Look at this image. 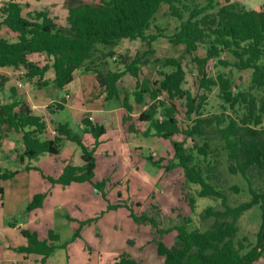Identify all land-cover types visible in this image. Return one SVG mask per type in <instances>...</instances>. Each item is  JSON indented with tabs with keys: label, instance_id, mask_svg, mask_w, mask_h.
<instances>
[{
	"label": "trees",
	"instance_id": "trees-1",
	"mask_svg": "<svg viewBox=\"0 0 264 264\" xmlns=\"http://www.w3.org/2000/svg\"><path fill=\"white\" fill-rule=\"evenodd\" d=\"M162 4L167 5L169 15L179 21L169 42L183 46L191 55L202 94L192 95L183 89L185 71L176 59H166L163 65L171 70L160 72V78L152 82L141 78V66L146 61L139 56L130 59L119 56L122 68L114 71L102 72L94 64L98 45L114 47L124 39L140 40L151 47L161 32L148 34V29ZM21 12V6L14 1L0 7V26L15 36L13 40L0 36V68H24L25 78L29 81L37 79V87L48 84L42 79L52 69V82L60 90L71 83L76 70L92 72L97 83L104 88V100H117L126 111L124 122L132 120L130 95L138 105L144 104L147 96L151 102L145 104L136 122L148 125L143 136L169 140L172 157L166 165L164 159L155 160L150 155L146 159L166 172L181 169L185 182L198 186V198L220 201L219 208L209 206L201 214L202 219H213L207 229L188 230V219L172 229L176 231L174 246L168 248L161 241L157 243L156 253L163 257V264H254L264 248V4L248 10L237 0H204L203 3L199 0H98L97 3L69 5L64 23L58 22V17L50 16L47 11L35 12L28 18ZM200 47L205 48L203 57L197 54ZM31 55L43 57L44 63L40 66L30 60ZM114 55L108 53V57L114 58ZM223 55H229L230 59ZM210 60H216L223 68L239 72L250 70L248 88L235 86L233 78L225 73H218L215 78L208 76L206 67ZM124 75L135 81L131 94L123 93L118 87ZM214 87L218 88L221 111L206 115L203 107L207 94ZM161 95L164 100L159 99ZM180 100L184 102L185 115L190 119V123L183 127L179 126L176 116V103ZM81 124L79 132H74L68 123H54L55 134L50 132L51 137H48L46 121L34 115L26 102L16 99L0 105V141L7 132L20 134L23 144L20 162L26 160L29 163L42 155H58L64 142L71 141L80 147L83 165L67 164L57 178L47 180L61 186L88 183L105 197V180L94 181L95 151L105 129L102 125L92 124L87 117L81 120ZM129 129L133 131L132 127ZM84 134L94 139L90 146L83 142ZM188 141L189 148L186 147ZM214 141H219L220 147H213ZM219 150L223 153L226 172L240 175L246 181L249 200L230 205L227 195L229 191L238 193L239 187L225 185ZM25 169L32 167L25 166ZM16 174V171L0 168V182L12 179ZM3 193L0 187V198ZM44 198L45 194L34 195L26 210L40 207ZM188 202L193 209L194 198L190 197ZM254 206L260 210L261 224L256 245L245 251L247 239L236 240L238 222ZM119 207L118 204H108L106 209ZM130 216L135 222L158 227L155 218L144 213L137 216L130 211ZM157 231L159 234L168 232ZM20 234L27 240V245L13 250L19 254L40 256L39 264H46L49 256L59 248L56 245L59 235L53 230H49L44 239L25 229H21ZM74 236H79V229ZM107 264L140 263L128 254H121Z\"/></svg>",
	"mask_w": 264,
	"mask_h": 264
},
{
	"label": "rangeland",
	"instance_id": "rangeland-1",
	"mask_svg": "<svg viewBox=\"0 0 264 264\" xmlns=\"http://www.w3.org/2000/svg\"><path fill=\"white\" fill-rule=\"evenodd\" d=\"M30 1H32L35 9H37L36 7L47 9L46 7L49 6L48 1L52 4H58L60 8L53 9V12L58 14V22L60 23H64V18L61 15L69 5L98 2V0ZM199 1L203 3L204 0ZM237 1L244 7H247L248 4L256 9L264 2V0ZM25 2L27 1L22 2L24 10L27 8ZM0 4L2 5L3 1ZM18 4L21 6L20 2ZM178 25L179 21L169 15L168 6L162 4L148 29V34H158V30L161 32L151 47L140 40L129 41L124 39L114 47H101L98 45V51L93 58L94 64H97V69L102 72L114 71L122 68L119 64V56H127L129 59L139 56L140 59L146 61V64L141 66V78L152 82L160 78V72L171 70L170 67L163 65L166 59H176L185 71L183 89L189 91L192 95L202 94L203 91L197 85V70L196 65L191 61V55L185 51L183 46H174L169 42V38L174 34ZM109 52L115 54L114 58L108 57ZM146 52L149 53L144 55ZM197 54L203 57L205 48L200 47ZM223 57L230 59L229 55H223ZM104 62H106V65ZM206 73L213 78L218 73H225L233 78L235 86L239 88H248L250 83V70L239 72L231 68H223L217 65L216 60L208 62ZM94 77V73L84 72L81 69L76 72V81L69 90H60L50 83L44 91L46 96L58 100L62 104L63 98L68 93L70 96L68 102L74 104L77 108L84 104L87 107L92 105L103 107L105 110H123L119 101H105V92L99 95L101 86L98 83H96L95 88L88 87L86 92L76 91L79 82L82 84L83 81ZM134 86L132 79L125 77L121 81L120 90L123 93L131 94L135 88ZM254 93L261 95L259 91H254ZM92 95H96V98L90 101ZM159 99L164 100L165 98L161 95ZM129 101L134 105L135 115L141 111L145 104L151 102L146 96L144 104L138 105L131 95ZM176 105L178 108L177 120L179 126L183 127L185 124L190 123V119L185 115L184 102L180 100ZM220 106L221 100L218 97V88L214 87L207 94L203 113L206 115L219 113L221 111ZM79 116L80 114L75 110H71L68 105L63 111L51 113L48 116V122H66L74 132H79ZM125 123L131 124L128 120ZM115 137L116 134L111 130L106 133V140L100 145L95 158L98 165L96 177L98 180H105L103 189L105 197L90 184L54 185L43 178L40 173L34 171L29 176L28 174L22 175L18 179L19 183L25 182L27 184L28 191L25 195H29V199L26 200L25 198L22 203V200H19L15 208L17 210L9 217V214L5 215L0 207V229L4 227L7 229V222H9L11 225H18L21 229L36 232L39 239L46 238L48 231L53 230L54 233L59 235V241L56 243L59 248L49 256L47 264H107L121 254L130 255L140 264H163V257H159L156 253L157 243L161 241L168 248L174 246L176 231L172 230L173 228L183 225L188 219H190V223L187 225L188 230L199 229L203 231L210 226L213 219H202L201 214L209 206L219 208L220 201L211 198H198L196 195L198 186L186 183L181 169L166 172L163 168L154 166L152 161L147 160L145 156L142 158L140 152L134 154L132 169L125 166L120 160L119 140ZM87 138L92 139L90 136ZM139 139L145 144L146 148L143 151L147 152L150 149L148 154L155 160L164 158V165L170 161L171 157L169 156L172 155L170 154L171 144L169 140L140 136ZM220 145L219 141L212 142L213 147H220ZM186 147H190L189 141ZM105 151L109 153V158L105 157ZM219 152V158L222 160L221 174L222 179L226 182L225 185L227 187L230 185L239 187L238 193L229 191L227 197L230 205L249 200L250 196L246 181L240 175H229L226 172L223 153L221 150ZM111 164L115 165L114 169L109 167ZM39 194H45L42 205L32 211H27L26 208L32 201L33 196ZM190 197L195 200L193 209L189 206L188 200ZM108 204H118L121 207L108 211L106 209ZM130 211H133L137 216L144 213L154 217L158 227L155 228L150 223L135 222L130 216ZM260 224L261 216L258 206L252 207L240 218L236 240L247 239L245 251L256 245ZM10 227L12 228V226ZM78 229L79 236L75 237L74 235ZM159 229L168 232L159 234L157 231ZM13 232L9 231L8 242L17 247L26 246L27 241L16 231ZM16 255L18 254H8L2 262H11ZM31 258L33 257L31 256L23 261L22 256H20L19 259L22 264H35L34 259ZM254 264H264V248L261 257Z\"/></svg>",
	"mask_w": 264,
	"mask_h": 264
},
{
	"label": "crops",
	"instance_id": "crops-1",
	"mask_svg": "<svg viewBox=\"0 0 264 264\" xmlns=\"http://www.w3.org/2000/svg\"><path fill=\"white\" fill-rule=\"evenodd\" d=\"M2 1H3V4L6 2H10V1H14L17 3L20 2L21 9H22L21 13H22V16L25 18H28L29 16L33 15L35 12H39V11H47L50 14V16L57 17L58 14L54 13L53 9L57 10L60 8L58 4H52L49 1H48L49 6L46 7L47 9H43L45 7H36L37 9H35V7L32 4V1L30 0H0V3ZM24 1H27L25 2L26 7H27L25 10L23 9V6H22V2ZM263 4L264 2H262L260 6ZM2 5L0 4V6ZM245 8L248 10L256 9L255 7L250 6L248 4H247V7ZM65 13H66V10L61 16L64 17ZM5 34L6 36H4ZM0 36L8 37L12 40L15 39V36L12 33H10L3 25L0 26ZM29 59L34 62H37L40 66L44 63L43 62L44 58L40 57L39 55H31ZM77 71L78 70L74 72L73 80L71 81V83L67 84L63 89L69 90V88L75 83ZM125 77H129L130 79H132L135 85V81L133 78H131L129 75H124L118 82L119 88H120L122 79ZM53 78H54V72L52 69H49L45 73L42 79V82L45 81V82H48V84L46 86L37 87L36 85L37 79H32L31 81H29L28 79L25 78L24 68L22 67L18 69H14L10 67L0 68V85H2L0 87V105L9 104L15 101L16 99L23 100L31 107L34 115L40 116L46 121L47 128H48V132H47L48 137H51L50 132L54 128L53 121H50V123L48 122V119H49L48 116L51 113H54L55 111H63L69 105V108L71 110L73 111L75 110L76 112L80 114V116L78 117L79 118L78 130L82 128L81 120L86 117L91 121L92 124L102 125L104 127L105 133L100 138V145L105 142L106 133L109 130H111V132L116 134L115 138H118L119 140L118 145H119V152H120V160H122L125 166H129L131 169L133 168L132 160L136 152H140V155L142 156V158H144V156L146 158L147 156H149L148 151H150V149L147 152H144L143 149L146 148L145 144L141 139H139V136L145 137L143 136V132L146 130L148 125L145 123H140V122L137 123L135 120L137 116L139 115V113L145 108V106L141 109L140 112L136 113L135 115L134 114L135 111L133 107L134 105L132 104L133 111H132V114L130 115L132 117V120L130 121L131 124H126L123 121V119L127 116V113L123 108H122L123 110L120 109L121 111L119 109L105 110L103 107H99V106L97 107L94 105H92L91 107H87L84 104L81 105L80 108H77L74 106V104L68 102V99L70 98L68 93L66 94V97L63 98V104L60 103L58 100H54L46 96L44 90L46 87H48L50 83L53 84L52 82ZM96 83H97L96 77L83 81L82 84L79 82L76 91L86 92L88 87L95 88ZM99 91H100L99 95H102V93L104 92L102 87ZM91 98L92 99H90V101L94 100V98H96V95H92ZM57 123H60V122H57ZM129 127H132L133 131H130ZM88 136L90 135L88 134L83 135V142L86 145L90 146L94 142V139L91 136L90 137L92 139L87 138ZM149 137H153V136H149ZM100 145L96 148L95 158L97 156V151L99 150ZM22 152H23V144L20 138V134L12 132V131L5 133L4 137L0 141V168L7 169L12 172L14 171L17 172V174L12 179L0 182V187L3 188V192H4L3 197L0 198V207L4 211L5 215L9 214L8 217L12 216L15 210H17L15 208L19 200H22L21 201L22 203L24 202L23 200L25 198L26 200L29 199V195H25L26 191H28L27 184H25V182L19 183L18 181L20 176L27 175V174L29 176L32 172L36 171L40 173L45 179L57 178L61 174L63 168L67 164H71L76 167H80L83 165V160L81 158V154H82L81 149L77 144L71 141L64 142V145L61 148V151L58 155H55V156L42 155L29 163L26 160H24V162H20L19 157L20 155H22ZM104 155L106 158L110 157L107 151L104 152ZM169 157H172V156H169ZM25 166L32 167V169L26 170ZM34 167L38 168L39 170L34 169ZM109 167L111 169H114L115 165L111 164ZM97 170H98V165L96 163L94 181L100 182L101 180H98L96 177ZM81 184H85V183H81ZM7 226H8L7 229H5V227L0 229V234H1L0 236V257H1L0 264H22L21 260L19 259L20 256H22L23 261L32 256L33 258L31 259H34L35 264H39V261L41 259L40 256L32 255V254L30 255L19 254L13 250V248H16L17 246L11 245L8 242L7 238H8L9 231H12V232L16 231L17 233H19V235H21L20 234L21 228L18 227V225L16 224L11 225L9 222H7ZM10 226H12V228ZM31 232H34V231H31ZM8 254H12V255L18 254V255H16L15 259L13 258L11 262L3 263L2 260L3 259L5 260ZM47 261H46V264H47Z\"/></svg>",
	"mask_w": 264,
	"mask_h": 264
},
{
	"label": "built area",
	"instance_id": "built-area-1",
	"mask_svg": "<svg viewBox=\"0 0 264 264\" xmlns=\"http://www.w3.org/2000/svg\"><path fill=\"white\" fill-rule=\"evenodd\" d=\"M0 7H1V6H0ZM51 134H55V130H54V129L51 130Z\"/></svg>",
	"mask_w": 264,
	"mask_h": 264
}]
</instances>
